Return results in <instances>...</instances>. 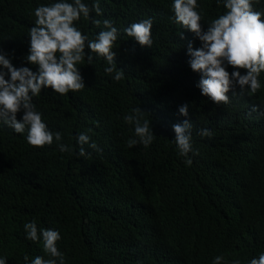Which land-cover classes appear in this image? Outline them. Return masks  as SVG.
Here are the masks:
<instances>
[{
	"label": "trees",
	"instance_id": "16d2710c",
	"mask_svg": "<svg viewBox=\"0 0 264 264\" xmlns=\"http://www.w3.org/2000/svg\"><path fill=\"white\" fill-rule=\"evenodd\" d=\"M54 2L0 0V52L15 67L36 71L26 60L34 10ZM82 2L91 8L95 0ZM98 2L100 15L92 11L90 19L81 16L74 24L93 40L107 30L103 20L111 21L118 30L114 61L124 79L113 80L114 73L104 71L107 60L85 47L92 64L86 55L77 65L82 90L61 95L49 87L32 97L71 153H61L55 139L33 147L27 131L18 134L0 121V258L5 264L51 258L42 237L26 238L24 224L35 221L38 230L59 231L64 264H213L216 256L223 257L221 264H249L264 253V72L256 93L247 86L242 93L236 85L227 93L228 104H216L197 87L201 74L190 68L187 48L201 42L175 22L173 0ZM197 4L204 30L227 11L223 0ZM253 9L264 13V0H253ZM145 18H153L150 48L124 31ZM185 104L187 116L178 111ZM136 107L154 133L148 147L128 145L139 138L124 117ZM22 116L23 109L17 120ZM185 120L198 151L188 153L191 165L174 140L173 125ZM201 129L213 135L200 136ZM80 133L100 151L84 145L90 155L81 157Z\"/></svg>",
	"mask_w": 264,
	"mask_h": 264
},
{
	"label": "clouds",
	"instance_id": "9594fccd",
	"mask_svg": "<svg viewBox=\"0 0 264 264\" xmlns=\"http://www.w3.org/2000/svg\"><path fill=\"white\" fill-rule=\"evenodd\" d=\"M220 3L221 0H217V4ZM223 6L227 11L213 19L204 30L202 14L197 11V0H173L172 3L175 22L194 33L201 42V47L196 49L189 42L188 63L192 71L201 74L197 85L201 94L216 104H228L230 100L227 93L236 85H239L242 93L246 86L251 93H256L261 87L258 77L264 72V13L253 9V0H223ZM92 11L101 14L98 0H95L91 8L82 0H72L71 3L58 0L40 5L34 10L36 19L29 31L26 60L29 64L37 65L36 71L26 66L15 67L11 59L0 52V121L18 134L27 131V142L33 147L52 145L55 139L61 153L73 151L70 145L59 143L62 140L59 131L49 130L42 120V113L36 111L32 97L39 95L42 88L49 87L61 95L82 90L85 84L77 65L81 64L86 55L88 64H92V56L85 53V47L107 60L109 66L104 71L107 74L114 73L113 80L118 82L124 79L123 70H118L114 61L116 53L113 47L118 38V30L111 21L103 20L107 30L100 31L93 40H89L74 24L81 16L90 19ZM92 23L99 26L101 21L93 19ZM152 25L153 18H145L131 23L124 31L142 47L150 48L153 43ZM179 36L184 39L183 32ZM226 64L234 69L231 74L226 70ZM239 69L246 70V74L241 75ZM21 109L22 119L17 120V113ZM178 111L180 115L187 116L188 105L179 107ZM144 113L136 107L132 109V114L124 117L126 122L135 125V135L139 138L130 139L129 147L137 143L148 147L155 138L150 121L143 119ZM191 128L189 120L173 125L179 155L186 157L185 163L188 165L192 163L187 158L188 153L198 154L192 146ZM198 134L209 138L213 135L208 129H201ZM90 140V136L85 133L78 135L81 157L90 155L84 145L100 151L98 145L94 141L90 143ZM24 229L26 238L33 242L42 237L44 251L51 257L44 259L36 256L30 264H57V261L64 264V254L57 247V241L61 239L59 231L38 230L35 221L25 223ZM24 259L27 262L29 258L25 255ZM222 260V256H216L213 264H221ZM5 261L6 258H0V264H5ZM232 264H240V261L233 260ZM249 264H264V253L258 258H252Z\"/></svg>",
	"mask_w": 264,
	"mask_h": 264
}]
</instances>
